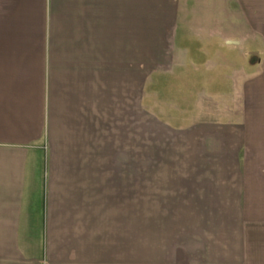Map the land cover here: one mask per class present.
<instances>
[{"label": "crops", "instance_id": "obj_1", "mask_svg": "<svg viewBox=\"0 0 264 264\" xmlns=\"http://www.w3.org/2000/svg\"><path fill=\"white\" fill-rule=\"evenodd\" d=\"M188 1L0 0V264H264V76L212 94ZM194 1L222 59L230 0Z\"/></svg>", "mask_w": 264, "mask_h": 264}, {"label": "rangeland", "instance_id": "obj_2", "mask_svg": "<svg viewBox=\"0 0 264 264\" xmlns=\"http://www.w3.org/2000/svg\"><path fill=\"white\" fill-rule=\"evenodd\" d=\"M188 1V0H186ZM230 0V5H231V11L233 12V16L230 17V19H228V24H230V26H228L227 24V29L228 31L230 30L231 33L229 32V34L231 36H229L230 38H228V41L226 42V46L224 45V48H220V44L218 41H214L213 42V49H231V51L228 52V54L223 57L222 59H219L217 57V59L214 56H210L209 54L204 55L202 57H199L200 55L196 53V51H198V49H206L205 44L203 42V34H202V38H201V31L199 30V27H195L194 23L192 22L193 18L195 17L196 14H199L200 12L202 13H207L209 6L208 7H202V9L200 7V5H196L194 0H189L188 1V6L186 9V31H185V35H186V49H189L193 55V58L195 59V61H197L196 65H201L202 66V73L200 74L198 71L197 72H193L194 76L196 77H210L209 75L213 74L216 77L218 76V78H225V76L227 75L225 70H221L218 72V74H214L213 73V68L214 67V62L217 63L215 66L218 68H222L224 67V69L227 67V69L233 74H230V76H232L233 78V86H226V85H220L219 87H217L218 89L214 90L211 89L212 94L218 95V97L222 94L225 93H232L231 92V88H233V103L228 105H231V107L234 110H237L239 108H241L242 106V102H241V98L238 97L239 94H241L240 92V87L238 86L237 83L241 82V77L244 78H250L253 79L255 77H263L264 76V30L262 31V29H264V22L258 21V20H251V21H247L245 19H243V10L241 6H239V3L237 1H232L231 4ZM220 2V0L218 1V3ZM247 3V2H246ZM204 5V4H202ZM224 2L222 1V3L220 2L218 4V9H220L219 14L222 12L224 13L226 6L224 5ZM247 5V4H246ZM245 5V6H246ZM215 6V5H214ZM251 9L247 10L248 14L250 15L251 19H254V15H256V11L253 9V6L248 4L246 6V8ZM245 8V7H244ZM199 9V10H198ZM201 10V11H200ZM215 12V11H214ZM209 13V12H208ZM256 18V16H255ZM203 24V23H201ZM200 25V24H199ZM262 26V27H260ZM198 29H195V28ZM257 27H260L259 31L257 29ZM210 29H212L211 31H209L207 29V33H208V37H211L213 34V25L211 24V26L209 27ZM218 31L217 32H222V30H224V27H218L217 28ZM215 32V31H214ZM262 33V35H260ZM220 34V33H219ZM183 35V32H182ZM210 47H207V49H209ZM211 49V48H210ZM211 55H214L213 53ZM217 60V61H216ZM195 63V62H193ZM194 65V64H193ZM226 66V67H225ZM188 71L192 70L193 68H191L190 66ZM196 74V75H195ZM243 74V76H242ZM228 76V75H227ZM193 77V76H192ZM204 88H206V90H208V87L204 86L201 90V94H204ZM201 89V88H200ZM204 89V90H203ZM208 93H210V91H208ZM182 94H186L187 95V101L185 103V112L187 114V116H191L189 117L190 121L194 120V110H193V91H184L182 92ZM192 94V95H190ZM190 95V96H188ZM208 99V98H206ZM205 98L202 97V100H206ZM190 101V102H189ZM203 102V101H202ZM191 103V104H190ZM207 102L204 101L203 104V114H205L208 110L211 109V111L215 110V105L212 104L211 106L209 104H206ZM173 103L171 102L170 105V109L171 108H175L176 105H172ZM190 105V109H188V107L186 105ZM209 105V106H208ZM225 105V104H224ZM206 106V108H205ZM218 107L220 106V104L217 105ZM220 108V107H219ZM184 110V108H183ZM138 264H146L145 262H139Z\"/></svg>", "mask_w": 264, "mask_h": 264}]
</instances>
